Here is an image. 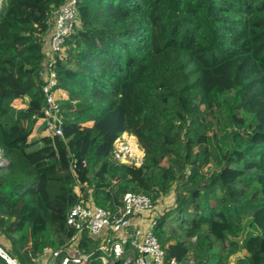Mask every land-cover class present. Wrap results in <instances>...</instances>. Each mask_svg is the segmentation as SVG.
Wrapping results in <instances>:
<instances>
[{
  "label": "trees",
  "instance_id": "1",
  "mask_svg": "<svg viewBox=\"0 0 264 264\" xmlns=\"http://www.w3.org/2000/svg\"><path fill=\"white\" fill-rule=\"evenodd\" d=\"M66 1L0 0V244L32 264L75 234L77 202L173 193L155 228L166 264H264V0H78L53 63L57 135L41 72ZM124 133L139 166L115 156ZM80 246L103 264L87 233Z\"/></svg>",
  "mask_w": 264,
  "mask_h": 264
},
{
  "label": "built area",
  "instance_id": "2",
  "mask_svg": "<svg viewBox=\"0 0 264 264\" xmlns=\"http://www.w3.org/2000/svg\"><path fill=\"white\" fill-rule=\"evenodd\" d=\"M77 4L78 0H67L54 15L41 72L46 80L43 86L46 107L42 120L57 135H62L63 129L61 108L54 90L58 79L53 63L56 55L64 50L66 36L71 34L77 25ZM125 135L131 137V140H127ZM135 138L129 133H124L116 139L114 151L120 162L137 166L142 163L132 156V153L136 152L135 148L140 150ZM0 158L5 162L1 152ZM159 203L148 194L136 192L125 193L122 205L116 211L98 206L92 200H81L72 207L67 219L68 225L75 229V234L58 249L44 247L35 264H88L91 253L80 246L84 233H87L88 237L97 243L98 249L104 252L103 264H106V257L109 256L124 258V264H166L165 250L155 234L158 216L162 213ZM0 258L6 264H23L1 244Z\"/></svg>",
  "mask_w": 264,
  "mask_h": 264
},
{
  "label": "rangeland",
  "instance_id": "3",
  "mask_svg": "<svg viewBox=\"0 0 264 264\" xmlns=\"http://www.w3.org/2000/svg\"><path fill=\"white\" fill-rule=\"evenodd\" d=\"M31 92H32V91L29 92V95L31 94ZM55 94H56V97L59 96L58 90H55ZM17 105H18L19 107H21V106L24 105V102H23V101H18V102H17ZM51 131H52V129L47 130L48 133H50ZM41 135H42V133L37 132L36 134H33L32 136H33V138H36V137L41 136ZM125 137L128 138L127 140H129V141L131 140V137H128L127 135H125ZM135 141H136V143L138 144L137 138H135ZM139 151H140L141 153H139ZM139 151L135 152L136 155L132 153V156H134L135 158H137L136 160H137L138 162H141V161L143 160V154H144V151H143L141 148H140ZM0 159H1V158H0ZM138 162H137V163H138ZM3 164H5V162H4V160L1 159V160H0V165H3ZM173 202H174V196H173V193H171V194H169L168 196H166V197H164L163 199H161L160 204H161L162 208H163V207H164V208H168V207H170V206L173 204ZM164 208H163L162 210H164ZM3 239H4V238H3ZM7 244H8V242H7ZM32 264H35V262L32 263Z\"/></svg>",
  "mask_w": 264,
  "mask_h": 264
},
{
  "label": "crops",
  "instance_id": "4",
  "mask_svg": "<svg viewBox=\"0 0 264 264\" xmlns=\"http://www.w3.org/2000/svg\"><path fill=\"white\" fill-rule=\"evenodd\" d=\"M58 93H59V96H63V97H65V94L61 91V90H58ZM143 156H144V154H143ZM159 205V208H160V210H162L163 208H162V206H161V204L159 203L158 204ZM2 240V239H1ZM3 241V240H2ZM5 243V242H4Z\"/></svg>",
  "mask_w": 264,
  "mask_h": 264
},
{
  "label": "bare ground",
  "instance_id": "5",
  "mask_svg": "<svg viewBox=\"0 0 264 264\" xmlns=\"http://www.w3.org/2000/svg\"><path fill=\"white\" fill-rule=\"evenodd\" d=\"M135 150H136V152L139 151L137 148H135ZM139 153H141V152L139 151Z\"/></svg>",
  "mask_w": 264,
  "mask_h": 264
},
{
  "label": "water",
  "instance_id": "6",
  "mask_svg": "<svg viewBox=\"0 0 264 264\" xmlns=\"http://www.w3.org/2000/svg\"><path fill=\"white\" fill-rule=\"evenodd\" d=\"M32 254H34V251L31 252ZM148 259H150V257H147Z\"/></svg>",
  "mask_w": 264,
  "mask_h": 264
}]
</instances>
